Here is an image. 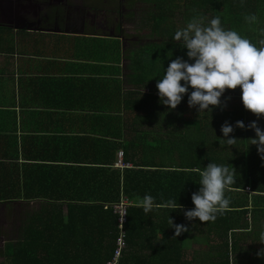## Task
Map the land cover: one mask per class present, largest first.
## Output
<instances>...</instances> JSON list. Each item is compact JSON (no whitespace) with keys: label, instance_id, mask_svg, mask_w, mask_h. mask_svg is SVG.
Returning a JSON list of instances; mask_svg holds the SVG:
<instances>
[{"label":"trees","instance_id":"1","mask_svg":"<svg viewBox=\"0 0 264 264\" xmlns=\"http://www.w3.org/2000/svg\"><path fill=\"white\" fill-rule=\"evenodd\" d=\"M141 2L150 6L142 25L149 27L146 37L151 41L141 44L137 38L122 52L112 47L110 52L126 61L125 78L109 81L108 91L94 96V104L107 106L109 112L110 157L96 167L70 168L78 184L93 181L90 191L83 187L55 193L21 190L30 188L29 173L5 172L0 163V203L40 201L38 211L24 212L16 239L0 249V264H106L118 235L112 206L121 197L128 206L126 249L118 264H192L182 260L181 251L194 234L216 239L206 264H251L248 253L264 248L257 242L264 231V160L251 145L255 131L235 128L230 137L238 139L236 144H220L221 126L226 121L233 126L237 121L246 126L257 121L264 129V118L257 120L245 109L239 87L226 89L221 97L227 107L210 106L212 111L202 113L188 105L193 89L189 88L175 110H169L159 102L156 88L172 60L188 59V50L173 37L193 17H206L208 24L220 16L224 29L236 31L259 48L264 39V0ZM252 14L257 21L249 24L245 16ZM114 41L119 44L118 38ZM122 137L125 144L118 142ZM119 149L123 153L121 169L114 167L113 155ZM209 163L228 166L235 173L236 182L225 188L230 210L217 215L215 222L198 218L189 222L184 210L195 207L192 193L201 187L199 173ZM145 195L153 196L157 204L173 199L183 210L159 208L145 214L136 207L137 199ZM170 217L190 230L173 238ZM263 262L256 255L252 264Z\"/></svg>","mask_w":264,"mask_h":264},{"label":"crops","instance_id":"2","mask_svg":"<svg viewBox=\"0 0 264 264\" xmlns=\"http://www.w3.org/2000/svg\"><path fill=\"white\" fill-rule=\"evenodd\" d=\"M23 36L11 41L8 33L0 34V163L5 172L29 173L30 188L21 190H89L93 181L78 184L70 168L96 167L110 157L109 112L94 104V96L107 92L109 81L124 80V59L110 52L114 46L123 49L104 36ZM74 38L89 42L66 40ZM118 142L126 143L123 137ZM119 152L113 155L114 167L121 169ZM32 202L40 207V201ZM215 243L214 238L191 235L182 260L206 264ZM248 254L252 264L256 253Z\"/></svg>","mask_w":264,"mask_h":264},{"label":"clouds","instance_id":"3","mask_svg":"<svg viewBox=\"0 0 264 264\" xmlns=\"http://www.w3.org/2000/svg\"><path fill=\"white\" fill-rule=\"evenodd\" d=\"M205 20L203 16L193 17L186 27L175 32L173 39L188 50V59L177 57L171 61L163 78L156 84L159 102L169 110H175L191 88L193 91L188 95V105L202 113L212 111L210 106L227 107L226 104L222 105L221 97L226 89L239 87L245 109L255 114L257 120L264 118V39L259 41L261 46L257 48L236 31L224 29L220 16L212 18L208 24H205ZM245 20L253 24L257 17L254 14L246 15ZM235 128L255 131V137L250 138L251 145L256 146L264 160V129L257 121L247 126L243 121H237L234 126L226 121L221 126V146L225 143L228 146L236 144L238 139L230 137ZM199 175L201 187L191 197L195 207L184 210L185 218L189 222L197 218L204 223L215 222L217 215L230 210L231 201L225 197V188L236 182L235 173L228 166L209 163ZM136 207L142 208L145 214L159 208L183 210V206L173 199L157 204L151 195L138 198ZM168 223L174 229L173 238L190 230L185 224H175L171 217ZM257 242L264 245V231L260 232ZM256 255L264 258V248Z\"/></svg>","mask_w":264,"mask_h":264},{"label":"flooded vegetation","instance_id":"4","mask_svg":"<svg viewBox=\"0 0 264 264\" xmlns=\"http://www.w3.org/2000/svg\"><path fill=\"white\" fill-rule=\"evenodd\" d=\"M150 6L141 0H0V34H25L27 36H77L106 33L127 45L120 17L135 16V7ZM130 7V8H129ZM109 17H114L112 26ZM35 38V37H34ZM124 38V39H123ZM136 37H132L135 41ZM137 39V38H136ZM0 203V214L4 211Z\"/></svg>","mask_w":264,"mask_h":264},{"label":"rangeland","instance_id":"5","mask_svg":"<svg viewBox=\"0 0 264 264\" xmlns=\"http://www.w3.org/2000/svg\"><path fill=\"white\" fill-rule=\"evenodd\" d=\"M95 1V0H93ZM100 1V0H98ZM130 8V7H129ZM135 8H139L141 9L140 12L135 11V16H123L120 17V21L122 22V31H123V35L124 38H128L129 41H126L124 38L125 42H129L132 43L133 39L132 37H136L138 38V41L143 44L145 42H150L151 40L148 39V37H146V35L149 32V27L142 25V21L144 20V16H143V12L146 10L145 6H141V7H135ZM115 18L114 17H109V23L110 26H112V24H114ZM99 36H107L108 32L106 33H95ZM36 37V36H34ZM32 38L30 40H41L43 39V36H39L38 38ZM22 38H24L23 34L18 33V34H13L10 37V40H22ZM60 40V38L55 37V38H50L48 40ZM109 38V40H116V38H111V37H107ZM135 38V40H136ZM64 40V39H61ZM66 40H76V41H81L84 42L85 39H66ZM90 41H96L94 39L90 40ZM85 42H89V39H87ZM119 44L121 45L120 47H122V49H124L127 44L122 42H119ZM117 50V48H116ZM123 50H121L122 52ZM111 59L115 62L119 61L116 56H110ZM111 60V61H112ZM124 64H126V61L124 60ZM1 207V206H0ZM39 209V204L37 202H20V203H13V204H4V212L0 214V249L3 248L4 244L8 241V240H14L17 237V230L19 228V226L21 225V222L23 220L24 217V212L28 211V212H36ZM3 261L2 258H0V263ZM264 264V263H262Z\"/></svg>","mask_w":264,"mask_h":264},{"label":"built area","instance_id":"6","mask_svg":"<svg viewBox=\"0 0 264 264\" xmlns=\"http://www.w3.org/2000/svg\"><path fill=\"white\" fill-rule=\"evenodd\" d=\"M122 156V152H119V157ZM121 165V161L119 163ZM246 192H250V189L247 187ZM128 201L125 197L112 206L113 213L117 215V228L118 235L115 239V249L113 251L111 259L106 262V264H118L123 251L126 249V234L124 230V225L126 223V212H127Z\"/></svg>","mask_w":264,"mask_h":264}]
</instances>
